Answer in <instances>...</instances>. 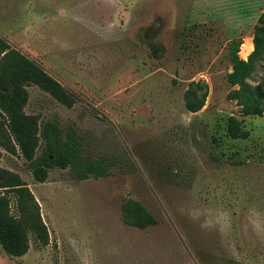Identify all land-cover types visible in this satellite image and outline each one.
Wrapping results in <instances>:
<instances>
[{"label": "rangeland", "instance_id": "374dc122", "mask_svg": "<svg viewBox=\"0 0 264 264\" xmlns=\"http://www.w3.org/2000/svg\"><path fill=\"white\" fill-rule=\"evenodd\" d=\"M260 1L0 0V37L75 96L67 109L28 86L24 113L73 129L85 154L115 163L106 178L53 169L38 183L0 150L48 235L44 246L28 236L21 257L0 251V264H264V114L240 116L224 79L233 43L242 60L252 50L257 18L245 16ZM190 83L206 93L195 113L184 108ZM228 117L245 139L226 135ZM125 198L156 224L125 225Z\"/></svg>", "mask_w": 264, "mask_h": 264}, {"label": "trees", "instance_id": "16d2710c", "mask_svg": "<svg viewBox=\"0 0 264 264\" xmlns=\"http://www.w3.org/2000/svg\"><path fill=\"white\" fill-rule=\"evenodd\" d=\"M251 44V52L242 60L237 56L239 42L233 43L234 48L229 53L231 70L224 76L232 90L226 97L235 102L240 116L261 117L264 114V75L254 86L248 79L256 66L264 64V11L252 27ZM150 49L152 54L157 53L156 57L162 52V47L155 43ZM28 86H35L67 109L75 102V96L39 64L0 37V150L21 157L38 183L44 182L53 169H67L69 176L76 180L108 177L115 163L85 154L82 139L73 129L63 131L53 120L40 121L37 115L24 113ZM192 86L201 90L198 83H190L183 100L185 110L195 113L203 106L206 93L196 95ZM225 133L230 139L248 136L241 121L234 117L227 118ZM10 200L14 215L10 212ZM119 212L125 225L139 230L156 224L151 213L131 198L122 201ZM28 236L40 246L47 244V230L38 204L17 174L0 168V251L8 257L23 256L28 249Z\"/></svg>", "mask_w": 264, "mask_h": 264}, {"label": "crops", "instance_id": "0c3cea01", "mask_svg": "<svg viewBox=\"0 0 264 264\" xmlns=\"http://www.w3.org/2000/svg\"><path fill=\"white\" fill-rule=\"evenodd\" d=\"M263 4H264V3H262L261 1L258 2V3H256V4L254 3V4H253V6H254L253 9H256V10L251 11L249 14H247V15L245 16V19H247V20L252 19V18L256 19V18L258 17V15H259L261 12L264 11V8H262V7H264Z\"/></svg>", "mask_w": 264, "mask_h": 264}]
</instances>
